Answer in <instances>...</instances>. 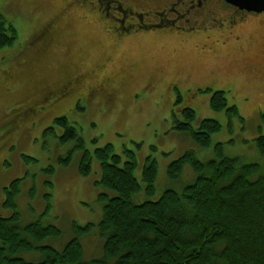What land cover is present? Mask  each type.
<instances>
[{"label": "rangeland", "instance_id": "374dc122", "mask_svg": "<svg viewBox=\"0 0 264 264\" xmlns=\"http://www.w3.org/2000/svg\"><path fill=\"white\" fill-rule=\"evenodd\" d=\"M65 1L0 0L1 13L18 31L13 47L0 50V218L13 213L4 208L5 189L15 180L25 179L17 198L20 228L41 222L62 231L59 239L46 240L42 246L62 251L73 238L74 223L85 226L102 221L98 161L93 160L88 177L79 174L80 155L63 168L59 159L66 157L73 145L61 146L62 128L55 129L59 139L45 137V131L63 117L79 131L91 153L112 145L124 162L128 161L126 152L133 153L138 164L135 177L143 188L147 160L157 161L156 194L148 198L143 192L134 197L136 204L158 201L167 190L182 193L192 185L197 175L189 165L177 180L168 175L170 165L187 153L202 163L215 157L213 148L201 149L174 129L173 111L178 108L188 106L196 112L194 128L204 120L217 121L221 132L212 137L213 147L223 144L227 157L244 164H264L256 145L257 138L264 136V30L252 27L238 44L208 45L201 51L192 43L167 41L151 33L115 46L99 20L89 16V10L72 5L66 14ZM58 16L61 30L50 44L36 41L45 24ZM110 55L111 62H106ZM115 71L112 81L116 86L120 80L123 84L112 100L105 96L102 102V96L90 94L92 85ZM76 75L87 76L80 87L82 93L60 102L52 99L26 113L25 106L34 107L49 90ZM176 75L210 81L213 91L227 92L229 106L237 107L244 121L213 111L212 93H194L184 100L171 93L167 88ZM155 78L163 83L157 91L136 92ZM51 167L54 174L49 172ZM31 190L36 193L33 199ZM47 195H51L49 200ZM82 245L86 260L102 253L103 241L97 233L82 240ZM19 257L27 262L41 259L38 254Z\"/></svg>", "mask_w": 264, "mask_h": 264}, {"label": "trees", "instance_id": "16d2710c", "mask_svg": "<svg viewBox=\"0 0 264 264\" xmlns=\"http://www.w3.org/2000/svg\"><path fill=\"white\" fill-rule=\"evenodd\" d=\"M17 37V29L0 11V50L13 47ZM205 93H212L213 111L240 118L238 108L229 106L227 92ZM195 120L196 112L188 106L173 111L174 129L201 149L213 148L214 159L202 163L187 153L170 165L169 178L179 179L189 165L197 180L182 193L167 190L158 201L136 204L135 196L144 192L152 198L156 194L157 161L147 160L143 188L135 177L138 164L133 153L126 152V162L115 154L112 145L91 153L70 121L66 117L57 119L56 125L45 131V137L58 138L56 130L62 128L64 134L58 138L61 146L73 145L67 156L59 159L60 165L68 168L75 155H80L78 171L83 177L91 175L93 160L101 166L97 185L103 189L99 199L103 203L102 221L85 226L74 223L73 238L62 251L42 246L46 240L59 239L62 231L41 222L20 228L17 198L25 179L15 180L5 189L4 208L13 213L9 218H0V264H264V164H244L227 157L223 144L213 147L212 143L221 125L204 120L194 128ZM256 145L264 161L263 135ZM49 172L54 174L55 168ZM35 194L31 190V199ZM95 233L103 241L102 253L86 260L82 240ZM23 253L38 254L41 259L27 262L19 257Z\"/></svg>", "mask_w": 264, "mask_h": 264}, {"label": "flooded vegetation", "instance_id": "af4514ba", "mask_svg": "<svg viewBox=\"0 0 264 264\" xmlns=\"http://www.w3.org/2000/svg\"><path fill=\"white\" fill-rule=\"evenodd\" d=\"M72 5L89 10L91 13L89 16H95L99 20L105 28L106 37L112 40L115 46H120L141 34L151 33L167 41L192 43L201 51L207 49L208 45L238 44L249 28L257 27L264 30V11L259 13L241 9L227 0H66L63 11L67 14L70 10L68 8H72ZM59 18L60 16L48 21L35 40L50 44L55 34L61 30ZM150 42L151 40L141 43ZM111 59L112 55L105 61L111 62ZM93 75L97 76V72ZM115 75L116 71L98 80L89 88L90 94L102 96V99L106 96L112 100L123 84L120 80L119 85H115L112 81ZM86 78V75L69 78L63 85L49 90L48 95L34 107L25 106L26 113L36 111L43 103L52 99L60 102L71 95L74 97L82 93L80 87ZM192 79L190 76L176 75L167 90L184 100V96L204 94L214 89L208 85L210 81ZM161 84L163 83L155 78L136 92L140 90L154 92Z\"/></svg>", "mask_w": 264, "mask_h": 264}, {"label": "water", "instance_id": "95a60500", "mask_svg": "<svg viewBox=\"0 0 264 264\" xmlns=\"http://www.w3.org/2000/svg\"><path fill=\"white\" fill-rule=\"evenodd\" d=\"M230 3L239 6L241 9L248 11L263 12L264 0H227Z\"/></svg>", "mask_w": 264, "mask_h": 264}]
</instances>
